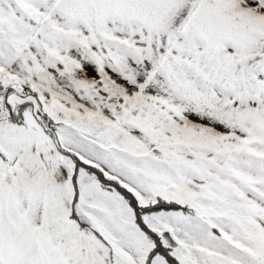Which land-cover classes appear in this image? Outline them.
Here are the masks:
<instances>
[{"label":"snow or ice","instance_id":"snow-or-ice-1","mask_svg":"<svg viewBox=\"0 0 264 264\" xmlns=\"http://www.w3.org/2000/svg\"><path fill=\"white\" fill-rule=\"evenodd\" d=\"M0 264H264V0H0Z\"/></svg>","mask_w":264,"mask_h":264}]
</instances>
